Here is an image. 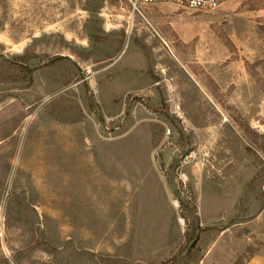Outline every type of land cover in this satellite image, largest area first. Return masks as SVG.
<instances>
[{"label": "rangeland", "instance_id": "374dc122", "mask_svg": "<svg viewBox=\"0 0 264 264\" xmlns=\"http://www.w3.org/2000/svg\"><path fill=\"white\" fill-rule=\"evenodd\" d=\"M0 264H264V0H0Z\"/></svg>", "mask_w": 264, "mask_h": 264}, {"label": "built area", "instance_id": "2783aa9c", "mask_svg": "<svg viewBox=\"0 0 264 264\" xmlns=\"http://www.w3.org/2000/svg\"><path fill=\"white\" fill-rule=\"evenodd\" d=\"M233 0H125L131 7L132 13H136L142 6H154L169 4L177 9L191 13H212L219 10L223 5Z\"/></svg>", "mask_w": 264, "mask_h": 264}, {"label": "trees", "instance_id": "16d2710c", "mask_svg": "<svg viewBox=\"0 0 264 264\" xmlns=\"http://www.w3.org/2000/svg\"><path fill=\"white\" fill-rule=\"evenodd\" d=\"M139 100V99H138Z\"/></svg>", "mask_w": 264, "mask_h": 264}]
</instances>
